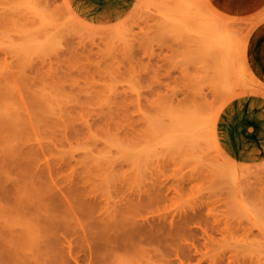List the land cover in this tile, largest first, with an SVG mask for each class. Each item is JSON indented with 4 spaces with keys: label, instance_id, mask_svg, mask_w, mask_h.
<instances>
[{
    "label": "rangeland",
    "instance_id": "rangeland-1",
    "mask_svg": "<svg viewBox=\"0 0 264 264\" xmlns=\"http://www.w3.org/2000/svg\"><path fill=\"white\" fill-rule=\"evenodd\" d=\"M124 1L0 0V116L21 124H0V264H264V157L228 156L215 129L264 98V0ZM208 30L233 46L231 85ZM193 104L211 143L176 133Z\"/></svg>",
    "mask_w": 264,
    "mask_h": 264
},
{
    "label": "crops",
    "instance_id": "crops-1",
    "mask_svg": "<svg viewBox=\"0 0 264 264\" xmlns=\"http://www.w3.org/2000/svg\"><path fill=\"white\" fill-rule=\"evenodd\" d=\"M113 1L114 12H117L119 5L125 2L124 0ZM217 1L226 9L247 11L254 8L260 0ZM253 59L255 66L264 76V28L254 41ZM261 89L264 90V88ZM235 95L231 97L235 98ZM215 129L218 131L219 141L228 156L242 162L263 158L264 98L253 95L230 102L224 107L219 117L218 127L216 126Z\"/></svg>",
    "mask_w": 264,
    "mask_h": 264
},
{
    "label": "bare ground",
    "instance_id": "bare-ground-1",
    "mask_svg": "<svg viewBox=\"0 0 264 264\" xmlns=\"http://www.w3.org/2000/svg\"><path fill=\"white\" fill-rule=\"evenodd\" d=\"M89 2V1H88ZM68 3H69V1H68ZM67 3V5H70V4H68ZM96 5H98V4H96ZM94 6V5H93ZM97 7H99V6H96L95 7V9L97 8ZM214 7V6H213ZM69 8H72L71 6L69 7ZM114 8V7H113ZM112 9V8H111ZM97 10V9H96ZM103 11V10H102ZM107 11V10H106ZM109 11V10H108ZM89 13V12H88ZM98 13V12H97ZM208 15V14H207ZM200 18H204V17H202V16H199V17H197V19H200ZM189 19V18H188ZM219 19V21H220V19H222V21H224L225 23H228L227 25H229L231 22H229V20L230 19H228V18H224V17H219L218 18ZM193 20V17L191 18V21ZM198 22V21H197ZM202 22V21H201ZM200 22V23H201ZM191 23V22H190ZM190 23H188V24H190ZM193 23V22H192ZM203 23V22H202ZM186 25H187V23H186ZM191 25V24H190ZM205 25V24H204ZM192 27H193V25H192ZM229 27V26H228ZM202 28V27H201ZM190 29H192L191 27H190ZM193 29H195V28H193ZM189 30V29H188ZM198 31H200V30H198ZM205 32H206V30H205ZM207 34H208V38H207V40H208V43H209V49H210V56H211V62H213L214 64H216V65H218V67L219 68H221V71H224L223 73H221V74H223L224 76H226L227 75V84L228 85H231V84H229V81H231L230 79H229V75H228V73L231 71V72H233L234 70H233V62L231 61V60H229V61H227V51H229L230 53H232V50H231V48L233 47L230 43H229V41H227V39H224V38H220V37H218V36H213V35H211L210 34V32H209V30H208V32H207ZM197 35V34H196ZM204 36V35H203ZM202 39V38H201ZM203 46V45H202ZM235 47V46H234ZM236 49H237V47H236ZM242 49V48H241ZM248 49V48H247ZM205 49H203V52H205L204 51ZM200 53H201V51H199ZM199 53V54H200ZM199 54H198V56H199ZM209 54H208V57H209ZM247 54V53H246ZM201 55H203V53L201 54ZM205 56V55H204ZM204 56H201V57H204ZM235 56V55H234ZM198 58H200V57H198ZM201 59V58H200ZM203 59H205V58H203ZM222 59H224V63H221V60ZM248 60V59H247ZM206 62H209L208 61V59L207 60H205ZM244 63V62H243ZM205 64H207V63H205ZM206 66V65H205ZM206 68H207V66H206ZM235 68V67H234ZM226 71H227V73H226ZM226 73V74H225ZM253 73V72H252ZM254 81V80H253ZM255 82V81H254ZM259 82V83H258ZM256 81L255 82V87H264V82H261L260 80L259 81ZM237 86H235V87H232V88H228V90H231L230 92H232V91H234V90H236V89H238V88H241V87H243L244 85H243V83L242 82H240V83H237L236 84ZM225 88H227V85H225ZM228 92V91H227ZM176 114V113H175ZM181 115V114H183L182 112L181 113H178L177 115ZM14 114H12V115H8V116H0V124H3V123H8V124H15V125H21V124H18V122H17V119H15L14 117H12ZM177 115H173L174 117H176ZM10 116V117H9ZM214 116V115H213ZM180 118V120H178V122H179V124H178V126H177V128H176V133H177V131L179 132V135H180V138L182 137V138H185L184 140H185V142H187L188 140H190V139H192V137H194V136H196L198 133H200V134H202L203 133V135H205V137H206V141H207V143H211L212 141H213V139H211V134H212V131H213V127H214V124L212 123V119L211 118H209V119H207V118H205V119H201V117H200V113H199V108H198V106L197 105H195V104H193V106L184 114V115H182L181 117L180 116H177V118ZM212 117V116H211ZM12 118V119H11ZM178 118V119H179ZM176 120V119H175ZM20 123V122H19ZM175 131V130H174ZM171 133V130H169L168 131V134H170ZM175 139L176 141H177V139H176V137H175V135H174V137H172L171 139ZM173 139V140H174ZM186 139H187V141H186ZM174 140V141H175ZM178 140H179V138H178ZM184 140L182 141L183 143H185L184 142ZM193 140H195V138L193 139ZM181 141H178V142H181ZM177 143V142H176ZM183 143H182V145H183ZM181 144V143H180ZM178 145V144H177ZM180 147V145L179 146H177V148H179ZM87 156V155H86ZM84 158H86L85 156H84ZM109 160V159H108ZM113 159H111V161H112ZM81 161H83V160H81ZM92 161H93V159H92ZM91 161V162H92ZM110 161V163H109V161L107 162V159H106V162L107 163H109V164H111L112 166H113V168H115V164H113V163H115V160H114V162H111ZM94 162V161H93ZM92 162V163H93ZM96 162V164H95V166L97 165H105V166H107V163L105 164H101V163H99V164H97L99 161L97 160V161H95ZM102 162H105V160L104 161H102ZM225 162V161H224ZM83 163H85L84 161H83ZM92 163H91V167H92ZM226 164H228V163H226ZM95 166L93 165V167H92V169H93V171L95 170V169H98V171H97V173L99 172V169L101 168V166H100V168H95ZM104 166V167H105ZM227 166H229V165H227ZM231 166V165H230ZM89 167V166H88ZM87 167V168H88ZM108 167V166H107ZM112 168V167H111ZM229 168V167H228ZM91 169V170H92ZM102 169H103V167H102ZM102 169H100L101 171H102ZM105 170H106V172H104V171H102V175H103V173H104V175H105V173H106V175H107V178H108V176H109V173H112V170L108 167V168H104ZM103 169V170H104ZM108 169H110V172L109 171H107ZM229 169H231V168H229ZM229 169H228V171H229ZM232 169H237V168H232ZM89 170H90V168H89ZM237 170H239V169H237ZM96 171V170H95ZM227 171V172H228ZM109 172V173H108ZM234 172V171H233ZM238 172V171H237ZM114 173H115V170H113V174H110V176H109V178L111 177V176H114ZM99 174H100V172H99ZM98 175V174H97ZM103 175V176H104ZM105 175V176H106ZM227 175H229V174H227ZM99 177H100V175H99ZM98 177V178H99ZM229 177V176H228ZM239 177V176H238ZM238 177H237V179H238ZM106 178V179H107ZM112 178V177H111ZM110 178V179H111ZM230 178V177H229ZM115 226V225H114ZM27 229V231H29V232H32V229H29L28 227L26 228ZM29 229V230H28ZM125 229V228H124ZM126 230V229H125ZM27 231H25L26 233H27ZM114 231H115V229H114ZM117 231H120V229L119 230H117ZM117 231H115L116 233H115V235H117L118 233H117ZM127 231V230H126ZM121 232V231H120ZM130 232V231H129ZM35 235V234H34ZM34 235H32V233H27V235H26V241L28 242V241H30L31 242V244L33 243V241H35V240H37V239H39L40 237H38L37 238V236H36V239H35V237L33 238V236ZM119 235V234H118ZM130 235V234H129ZM30 237H32V238H30ZM35 239V240H34ZM33 240V241H32ZM36 242V241H35ZM38 242H40V244H41V241H37L36 243H38ZM44 243H46L47 242V244H49L50 245V243H49V241H43ZM36 243H34V244H36ZM34 244H33V248L35 247L34 246ZM39 244V243H38ZM32 246V245H31ZM39 246V248L38 247H36V248H38V253L40 252V253H44V251H43V245H38ZM35 248V249H36ZM34 249V250H35ZM48 249V248H47ZM50 249V248H49ZM36 251V250H35ZM46 252V251H45Z\"/></svg>",
    "mask_w": 264,
    "mask_h": 264
}]
</instances>
